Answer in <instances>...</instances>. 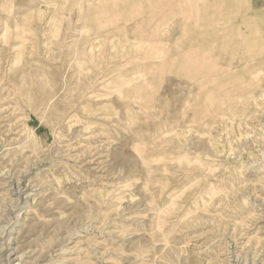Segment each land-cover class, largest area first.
<instances>
[{"label":"rangeland","instance_id":"obj_1","mask_svg":"<svg viewBox=\"0 0 264 264\" xmlns=\"http://www.w3.org/2000/svg\"><path fill=\"white\" fill-rule=\"evenodd\" d=\"M0 264H264V0H0Z\"/></svg>","mask_w":264,"mask_h":264},{"label":"bare ground","instance_id":"obj_2","mask_svg":"<svg viewBox=\"0 0 264 264\" xmlns=\"http://www.w3.org/2000/svg\"><path fill=\"white\" fill-rule=\"evenodd\" d=\"M207 104V103H206ZM217 207V206H216ZM222 208V207H221ZM19 258H21V256L19 257ZM8 262V261H7Z\"/></svg>","mask_w":264,"mask_h":264}]
</instances>
